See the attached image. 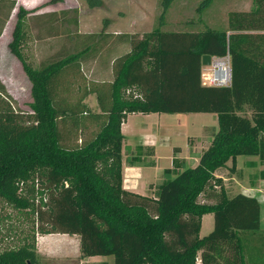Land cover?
<instances>
[{
  "label": "trees",
  "instance_id": "trees-1",
  "mask_svg": "<svg viewBox=\"0 0 264 264\" xmlns=\"http://www.w3.org/2000/svg\"><path fill=\"white\" fill-rule=\"evenodd\" d=\"M86 1L90 7L101 5V0ZM171 1L161 0L149 31L114 35L130 47L114 56L112 79L107 85L82 86L72 103L62 98L74 86L69 73L111 35L82 34L78 48L33 67L21 51L30 10L18 6L8 49L31 83L32 120L24 122L11 107L0 106V199L34 214L41 234L77 235L83 257L112 255L113 264H264L258 201L240 192L230 195L217 173L231 176L238 155L264 162V0H252L248 11H228L226 25L218 27L200 17L213 1L202 0L195 20L203 28H194L191 18L183 21L185 28L165 29ZM14 5L10 1L9 8ZM71 21L77 24L75 16ZM226 53L230 85L204 83L201 56ZM129 89L135 94H126ZM91 93L99 112L82 103ZM153 112L214 113L217 129L194 166L182 168L173 150L174 176L165 170L148 196L122 187L121 124L129 113ZM100 119L89 138L72 146L62 143L60 124L68 120L70 130L81 131ZM150 149L138 146L135 156L151 155ZM207 213L213 227L200 236ZM0 264H37L34 240L1 250Z\"/></svg>",
  "mask_w": 264,
  "mask_h": 264
},
{
  "label": "rangeland",
  "instance_id": "rangeland-1",
  "mask_svg": "<svg viewBox=\"0 0 264 264\" xmlns=\"http://www.w3.org/2000/svg\"><path fill=\"white\" fill-rule=\"evenodd\" d=\"M10 1L13 0H0V106L11 107L22 117L24 122L32 120L28 106V102L31 100V83L23 72L20 61L8 49L19 5L30 10L24 17L25 37L21 51L25 60L33 67H37L42 61L52 59L60 51L65 52L78 48L81 45L79 36L82 34L103 31L111 35L100 51L81 62L79 70L72 75L69 73L74 82L72 92L64 94V97L61 96V93L57 95V98H64L66 103L76 101L83 92L82 86L91 88L93 85H107L112 79L111 62L114 56L130 47L128 42L115 40L114 35L130 33L139 36L143 32L149 31L157 23V17L162 10L161 0H101V5L94 7H90L86 0H14L15 5L12 9L9 8ZM201 1L172 0L165 13L164 28L187 27L183 21L191 18L195 20L199 17L196 9ZM251 7L252 0H213L203 10L200 17H203L209 26H225L228 11H248ZM74 16L77 19L76 25L71 21ZM195 21L194 28H203L202 23ZM65 29L69 30V34H65ZM125 93L135 94L130 89ZM82 103L86 104L90 111L99 112L95 94L86 95ZM193 118L194 114L192 113H129L121 126V132L124 135L121 144L123 186L129 188L126 184L125 162L131 160V155L134 154L132 153L134 147L130 146L137 144H154L155 155L158 158L156 165L145 167L143 173L147 179L141 186L139 194L153 196L154 186L158 181L164 179L166 175L173 177L176 169H173L172 160L167 155L168 141L179 142L181 140V136L172 134L174 129L180 128L174 124L183 123L184 129H189ZM101 120L85 123L86 125L81 126V131L70 130L68 120L66 123L60 124L59 127L63 135L62 143L72 146L77 144L79 138L85 136L89 138ZM251 158L254 159L253 155H238L236 164L243 166L246 171H253V169L257 171L258 165L252 167L246 163ZM148 159L140 157L134 162L139 163ZM193 165V161H190L185 162L181 167ZM163 168H169V170L166 175L165 173L159 175ZM257 178L259 177L257 176ZM246 184L248 183L246 182ZM257 188L259 191L256 194L264 206V177L259 178ZM229 189L231 192L235 191L234 187H229ZM212 220L211 213L202 216L200 236L207 234L212 229ZM36 226L37 221L34 214L24 210L20 211L0 199V251L20 245L24 239H28V241L33 239L37 253V236L41 233L36 231ZM48 238H50L48 241L55 242L58 248L66 247L71 252L79 249V242L76 245L72 235ZM63 244H67V246ZM36 255H38L37 264H76L78 258L77 256L70 257L71 260L67 262L64 259L68 257L51 258L44 256L41 252ZM102 260L108 264L113 263V256L96 255L92 262L81 264H99Z\"/></svg>",
  "mask_w": 264,
  "mask_h": 264
},
{
  "label": "crops",
  "instance_id": "crops-1",
  "mask_svg": "<svg viewBox=\"0 0 264 264\" xmlns=\"http://www.w3.org/2000/svg\"><path fill=\"white\" fill-rule=\"evenodd\" d=\"M213 16H216V15H213ZM208 68H209L208 66H203L202 71L203 72L207 71ZM190 113L194 114V118H193L192 124L189 125V129H184L183 123H180L179 125L174 124V126H178L180 128L178 130L174 129L172 131V134H177L176 136H181V140H179V142H174L173 140L172 142H170V140L168 141L169 145L167 148L168 149L167 155L169 156V159L172 160L171 158L173 157V150H175L176 151L175 155L179 159V162L184 164L185 162L193 161L195 165L198 161V155L201 152V150L203 148H206L210 143V137H211L210 133L212 129L213 130L217 129V120H216V115L214 113H204V112H201V113L190 112ZM138 146L144 147L145 152H146V149L151 148L150 149L151 155L135 156L136 148ZM130 147L131 148L134 147L132 149L134 152V155H131V158L133 160L132 159L126 160L125 162L126 180H127L126 184H127V187L129 188H126L123 186V182H124L123 177H122V187L127 190L138 193L140 192L141 186L143 185V183H145V180L147 179L144 177V173H143L145 170V167H151V166L156 165L157 164L156 161L158 160V158L155 155L156 147L154 144H137V145L130 146ZM140 157H147L150 160L153 159V161L150 165H143V163L149 162L150 161L149 159L143 162H139V163L134 162V161H137V159H139ZM253 158L254 159L251 158L247 160L246 163L252 165V167H256L258 165L259 169L257 171L256 169H253V171H250V170L246 171V169L243 166L236 164V158H235V169L233 173L231 174V176L224 175L223 171L221 172L219 171L217 173L218 175L223 176L224 186L226 188V191L230 195L240 192L245 195L256 198V200L259 203V208H260V211H259L260 227L261 229L264 230V225H263L264 224V206L263 204H261V201L259 200V197L256 194V192L259 191V189L257 188L259 178L264 177V168L261 169L262 167H264V162L263 163L260 162L256 155H253ZM227 165H230V161L227 162ZM166 169H169V168L161 169L162 171L159 173V175L163 174ZM257 176L259 178H257ZM246 182L248 184H246ZM229 187H234L235 191L231 192ZM216 189L218 192V188ZM212 225H213V220H212ZM51 236L70 237L71 235L66 234V233L39 234L37 236V243H36L37 253L36 254H40L41 252V254H44V256L51 257V258L57 257V256L68 257L67 259H64L65 261L67 260V262L71 260L70 257L77 256L78 258H77L76 264L92 262L93 258L96 257V255L83 257L81 256L79 249L71 252L68 250L69 248H66V247L58 248L55 242L48 241V239H50L48 237H51ZM72 236L75 239V243L77 245V243L79 242V239H78L79 237L77 235H72ZM46 237H47V240H46ZM63 245L67 246V244H63ZM110 264H113V263L111 262Z\"/></svg>",
  "mask_w": 264,
  "mask_h": 264
},
{
  "label": "built area",
  "instance_id": "built-area-1",
  "mask_svg": "<svg viewBox=\"0 0 264 264\" xmlns=\"http://www.w3.org/2000/svg\"><path fill=\"white\" fill-rule=\"evenodd\" d=\"M210 69L202 72L204 83L218 86H228L231 83L230 57L226 53L222 56H211Z\"/></svg>",
  "mask_w": 264,
  "mask_h": 264
},
{
  "label": "water",
  "instance_id": "water-1",
  "mask_svg": "<svg viewBox=\"0 0 264 264\" xmlns=\"http://www.w3.org/2000/svg\"><path fill=\"white\" fill-rule=\"evenodd\" d=\"M201 64L202 66H209L211 64V55L203 54L201 56Z\"/></svg>",
  "mask_w": 264,
  "mask_h": 264
}]
</instances>
